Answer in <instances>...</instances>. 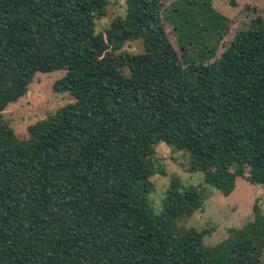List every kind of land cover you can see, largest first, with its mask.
I'll return each instance as SVG.
<instances>
[{
    "label": "trees",
    "instance_id": "obj_1",
    "mask_svg": "<svg viewBox=\"0 0 264 264\" xmlns=\"http://www.w3.org/2000/svg\"><path fill=\"white\" fill-rule=\"evenodd\" d=\"M125 1L95 32L108 0H0V264H264V210L207 246L206 229L177 224L202 208L195 185L173 177L158 212L148 197L152 175H165L159 142L187 151L223 195L239 176L264 185V14L209 62L228 20L208 2L222 32L189 60L194 26L181 36L173 24L179 52L163 18L194 12L167 18L162 0ZM137 39L141 52L121 50ZM59 69L54 89L75 101L18 138L4 109L36 72Z\"/></svg>",
    "mask_w": 264,
    "mask_h": 264
},
{
    "label": "rangeland",
    "instance_id": "obj_2",
    "mask_svg": "<svg viewBox=\"0 0 264 264\" xmlns=\"http://www.w3.org/2000/svg\"><path fill=\"white\" fill-rule=\"evenodd\" d=\"M205 2L209 3L212 10L222 14L228 20L227 30L219 42L215 55L208 60L210 62L219 57L237 30L257 15L264 14V0H162V14L167 18L173 17L175 9L179 10L183 7L195 13V18H186L183 24H181L183 19L178 15L176 22L168 19L169 23L163 18L169 38L172 44L178 47L179 52L178 38L173 24L176 23L178 29L180 28L181 36L188 35V27L194 26L191 28L198 44L183 43L189 60H199L198 53L201 54L200 50L204 48V44L210 46V42H216L217 30L220 29V33L222 32L221 24H217L218 20L213 19L206 5H203ZM126 6L125 0H108L105 15L95 19V32H104L115 17L125 14ZM182 25L187 29L182 28ZM121 50L139 53L142 51V42L140 39L127 41ZM64 73L63 69L36 72L28 84L27 92L4 109V120L18 138L26 139L29 135L27 129L29 125L53 114L59 107L75 101L69 92H58L54 89V82ZM154 148V158L157 160L155 166L158 164L163 167L165 175L157 171L150 178L154 188L148 197L153 210L155 212L161 210L165 191L173 177L177 178L182 185H195L204 197L202 208L190 216L178 218L177 224L182 228L206 229L208 233L203 237L205 245H215L227 238L232 228H242L251 222L254 218L253 206L263 212V184H253L245 177L239 176L235 179L233 191L229 195H223L204 182L203 173L191 169V155L187 151L176 149L165 142H159Z\"/></svg>",
    "mask_w": 264,
    "mask_h": 264
}]
</instances>
